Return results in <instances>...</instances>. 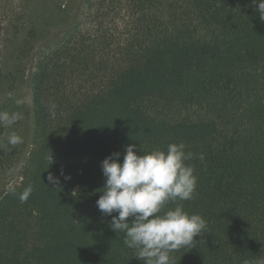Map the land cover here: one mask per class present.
Segmentation results:
<instances>
[{"label":"trees","instance_id":"obj_1","mask_svg":"<svg viewBox=\"0 0 264 264\" xmlns=\"http://www.w3.org/2000/svg\"><path fill=\"white\" fill-rule=\"evenodd\" d=\"M12 1L0 0V40L16 19L24 43L13 70L0 55V111L20 119L0 126V172L17 165L21 182L0 186V264H143L97 208L100 165L130 144L139 156L172 143L197 178L177 203L206 221L172 264L264 260V22L252 0H65L55 20Z\"/></svg>","mask_w":264,"mask_h":264},{"label":"clouds","instance_id":"obj_2","mask_svg":"<svg viewBox=\"0 0 264 264\" xmlns=\"http://www.w3.org/2000/svg\"><path fill=\"white\" fill-rule=\"evenodd\" d=\"M252 3L264 22V0H252ZM18 119V113L0 111V126L10 128ZM19 143L21 137L14 132L6 136L7 145ZM134 148L133 144L125 147L122 162L118 152L101 162L104 185L97 190L101 194L96 205L103 215L112 217V230L124 233V245L134 249L135 257L143 264H172L171 254L193 245L197 241L194 238L206 228V221L200 215H189L177 203L191 200L196 189L194 168L185 163L192 153L184 151L183 143L169 144L166 152L156 150L139 156ZM49 159L52 164V158ZM199 159L203 160L204 156ZM47 180L53 186L59 183L52 173ZM31 192V186L26 187L19 194V201L27 202ZM170 202L176 204L175 208L164 211ZM129 217L133 218L131 223ZM258 264H264V260Z\"/></svg>","mask_w":264,"mask_h":264},{"label":"rangeland","instance_id":"obj_3","mask_svg":"<svg viewBox=\"0 0 264 264\" xmlns=\"http://www.w3.org/2000/svg\"><path fill=\"white\" fill-rule=\"evenodd\" d=\"M65 0H26L22 2L23 5H26L27 9L31 11V13H36L41 9H45L47 11L48 16L51 20L56 19V10L60 4H63ZM18 1L13 0L11 3H6L7 9H14L17 7ZM22 29V24L20 20H14L12 24L6 27L5 36L0 40V55L2 58V69L4 72H8L13 70L14 61L12 58L16 56L19 48L24 43V35L19 30ZM25 100L23 88L20 86L17 90L15 96L12 100V105L17 108L19 104ZM25 135L21 136L20 149L21 152L25 147ZM19 166H14V169L6 172H0V186L5 189H12L17 187L21 178L18 174Z\"/></svg>","mask_w":264,"mask_h":264}]
</instances>
